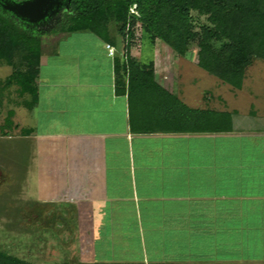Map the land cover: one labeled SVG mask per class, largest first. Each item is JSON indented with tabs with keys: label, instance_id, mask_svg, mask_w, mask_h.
<instances>
[{
	"label": "crops",
	"instance_id": "obj_1",
	"mask_svg": "<svg viewBox=\"0 0 264 264\" xmlns=\"http://www.w3.org/2000/svg\"><path fill=\"white\" fill-rule=\"evenodd\" d=\"M109 36H53L30 109L25 95L16 99L11 67L0 64L6 67L0 71L2 214L14 207L13 168L18 153L26 163L27 139L38 165V177H28L36 196L27 201V215L40 212L46 230L71 234L72 263H264V110L249 113L255 117L247 128L237 118L229 132H134L127 95L115 92L118 35ZM105 44L115 48L113 56ZM136 51L131 46L134 61L141 56ZM163 51L150 60L155 80L197 108L181 86L165 80L168 68L158 66ZM147 95L134 107L141 122L159 113ZM21 128L31 132L22 135Z\"/></svg>",
	"mask_w": 264,
	"mask_h": 264
},
{
	"label": "trees",
	"instance_id": "obj_2",
	"mask_svg": "<svg viewBox=\"0 0 264 264\" xmlns=\"http://www.w3.org/2000/svg\"><path fill=\"white\" fill-rule=\"evenodd\" d=\"M132 6L135 12H130ZM200 17L204 21L198 23ZM111 22L117 25L123 40L122 51L114 58L115 92L127 95L132 131L233 130L234 121L239 117L237 110L190 107L157 83L153 61L146 63L130 58L135 39L133 27L140 22L142 35L146 34L151 42L162 41L178 56H186L196 48L199 67L240 89L253 58L264 60V0H71L67 13L51 27V32H90L109 41ZM41 56L42 40L35 30L0 9V64L11 67L8 81L15 82L21 96L27 95L25 104L29 109L38 99L36 79ZM142 95L151 97L149 102L159 111L150 122H141L135 117L134 107ZM30 132L29 128L20 129L22 135ZM0 264L38 263L0 250Z\"/></svg>",
	"mask_w": 264,
	"mask_h": 264
},
{
	"label": "rangeland",
	"instance_id": "obj_3",
	"mask_svg": "<svg viewBox=\"0 0 264 264\" xmlns=\"http://www.w3.org/2000/svg\"><path fill=\"white\" fill-rule=\"evenodd\" d=\"M130 12H135L134 6L131 7ZM203 21L204 17H200L198 23ZM51 27L35 31L42 40V54L51 49L55 40L52 39L53 36L56 38L64 34L51 32ZM109 31L118 35L119 49L122 51V36L114 22L109 24ZM133 31L135 39L132 47L137 50L136 52L139 50L141 53L138 61L147 63L154 58L157 51L161 53L162 48H164L158 58V66L159 68H168L165 80L167 83L172 81L177 90L181 86L184 97L190 103H195L194 105H197V108L209 107L228 111L237 109L239 114L237 117L239 116L238 118L243 119V121L239 120L238 125L245 128L250 123H253L251 121L248 122V119H254L253 117H255L249 114V111L258 109V112L261 113L264 110L263 59L253 58L245 70L242 87L235 89L197 65L196 48H192L186 56H178L160 40L157 42L158 45L154 46L146 34L142 35L140 22L135 24ZM45 60L46 56L43 54L42 68H44ZM4 68H6L4 65L0 67L2 73ZM15 87V96L18 101L23 96L19 94V87L16 84ZM24 97L27 99V95ZM28 119L27 117L25 121L27 122ZM235 122L236 119L234 124ZM30 123L27 122V125ZM22 142L17 140L16 146H22ZM24 142L27 147L26 163H23V154L18 153L17 161L13 168V179L15 181L14 207L11 209L10 214L7 215V212L4 215L2 214L3 211H0V250L38 264H55L64 261L72 263V252L69 242L71 234L57 233L56 230L60 231L62 229L56 226H52L53 228H50V231L46 230L47 222H45V217L40 216V212L31 213L33 216L27 215V201L36 196V193H34V196L32 195L33 191L29 187L28 177L35 172L36 175L38 174L36 167L38 165L33 163V158L31 160V152L29 153L30 143L27 142V139ZM36 155H40L37 150ZM25 164L26 166L24 167ZM42 192L44 191L42 190ZM51 220L54 221V217ZM66 245H69L68 248L65 247Z\"/></svg>",
	"mask_w": 264,
	"mask_h": 264
},
{
	"label": "water",
	"instance_id": "obj_4",
	"mask_svg": "<svg viewBox=\"0 0 264 264\" xmlns=\"http://www.w3.org/2000/svg\"><path fill=\"white\" fill-rule=\"evenodd\" d=\"M64 0H3L1 7L22 23L38 25L51 14ZM71 0H66L64 8L69 9Z\"/></svg>",
	"mask_w": 264,
	"mask_h": 264
},
{
	"label": "flooded vegetation",
	"instance_id": "obj_5",
	"mask_svg": "<svg viewBox=\"0 0 264 264\" xmlns=\"http://www.w3.org/2000/svg\"><path fill=\"white\" fill-rule=\"evenodd\" d=\"M1 3H3V0H0V8L1 7ZM66 4V0H64L61 5L57 8V11L54 12L53 14H51L47 19H45L44 21H42L40 24L38 25H31V24H26L23 23L25 26H27L28 28L32 29V30H41L43 28H49L53 25H55L62 17L65 13H67V10L64 8ZM3 10V9H2ZM18 20V19H17ZM21 22V21H20ZM22 23V22H21Z\"/></svg>",
	"mask_w": 264,
	"mask_h": 264
},
{
	"label": "built area",
	"instance_id": "obj_6",
	"mask_svg": "<svg viewBox=\"0 0 264 264\" xmlns=\"http://www.w3.org/2000/svg\"><path fill=\"white\" fill-rule=\"evenodd\" d=\"M105 48L107 49L109 56H113L115 54V48L110 44H105Z\"/></svg>",
	"mask_w": 264,
	"mask_h": 264
}]
</instances>
